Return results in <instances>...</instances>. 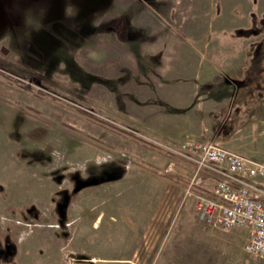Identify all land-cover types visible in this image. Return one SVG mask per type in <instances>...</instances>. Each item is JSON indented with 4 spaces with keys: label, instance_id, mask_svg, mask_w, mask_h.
I'll return each instance as SVG.
<instances>
[{
    "label": "rangeland",
    "instance_id": "obj_1",
    "mask_svg": "<svg viewBox=\"0 0 264 264\" xmlns=\"http://www.w3.org/2000/svg\"><path fill=\"white\" fill-rule=\"evenodd\" d=\"M209 80L252 107L205 130ZM261 103L264 0H0V264H264L181 209L158 146L221 129L262 160Z\"/></svg>",
    "mask_w": 264,
    "mask_h": 264
},
{
    "label": "built area",
    "instance_id": "obj_2",
    "mask_svg": "<svg viewBox=\"0 0 264 264\" xmlns=\"http://www.w3.org/2000/svg\"><path fill=\"white\" fill-rule=\"evenodd\" d=\"M158 146L191 168L183 194L193 198L199 219L222 231L246 229L244 251L264 262V158L252 160L192 138Z\"/></svg>",
    "mask_w": 264,
    "mask_h": 264
},
{
    "label": "crops",
    "instance_id": "obj_3",
    "mask_svg": "<svg viewBox=\"0 0 264 264\" xmlns=\"http://www.w3.org/2000/svg\"><path fill=\"white\" fill-rule=\"evenodd\" d=\"M250 51L249 50H241V51H235L234 53H239V54H250L249 53ZM229 53V52H227ZM231 53V52H230ZM209 83H212L213 82V86H215L213 89L212 94L214 95H211L210 96V93L209 92H203L202 94H206L205 95V101H204V105H202L203 108H206L208 110H211L212 111V117H211V121L209 120V122H204L202 125L205 126V130H207L206 128L207 127H215V125L217 126H221V123L219 121H221L222 119L225 118V113L226 112H231V110L233 112H238V111H242V108H251L252 105H253V101H252V97H246V99L244 98L243 101L239 99H236V96H233V95H229V94H226L227 90L232 91L234 92V90H232V87L234 85V83L230 82L229 80H217V81H213V80H209L207 81ZM244 83L245 84H241V85H244L246 86L247 84L249 85H252L253 84V81L252 79H244ZM207 85L206 81L204 83V86ZM173 92V91H172ZM250 101V103H249ZM246 105V106H244ZM261 115L260 116H264V107H263V103H261ZM254 110V109H253ZM253 110H250V115L253 116ZM253 115H252V114ZM175 117L173 116H170V118H168V116L165 117V119L167 120V124L168 123H173L172 119H174ZM216 120H218L216 122ZM262 120H263V123H264V117H262ZM221 133H226V131H221V129L214 135V137H211L212 141L215 142V143H218L220 146L222 147H226V145L224 146V144H226L227 142L229 141H226V139L221 136ZM163 134V133H162ZM263 134H264V131H263ZM166 137L168 136H174V133L172 134V132H167L166 134ZM179 135V134H178ZM176 135V136H178ZM163 136V135H162ZM162 136L161 137H156L155 139L158 138V140H162ZM226 148H229V149H236L237 147H226ZM168 180V179H167ZM168 182H171V183H175L174 180H168ZM176 183H181L180 181L179 182H176ZM186 204V205H185ZM181 209H183L185 207V209H195V206H194V202H193V198L192 197H184L183 195V200L181 202Z\"/></svg>",
    "mask_w": 264,
    "mask_h": 264
},
{
    "label": "trees",
    "instance_id": "obj_4",
    "mask_svg": "<svg viewBox=\"0 0 264 264\" xmlns=\"http://www.w3.org/2000/svg\"><path fill=\"white\" fill-rule=\"evenodd\" d=\"M119 19H121V18H119ZM124 23V22H123ZM168 180H174V181H176L174 178H167ZM176 182H178V181H176ZM9 249H11V246L9 245V244H5V247H2V248H0V255L2 254V255H5V254H7L6 253V251H8Z\"/></svg>",
    "mask_w": 264,
    "mask_h": 264
},
{
    "label": "flooded vegetation",
    "instance_id": "obj_5",
    "mask_svg": "<svg viewBox=\"0 0 264 264\" xmlns=\"http://www.w3.org/2000/svg\"><path fill=\"white\" fill-rule=\"evenodd\" d=\"M127 30V29H126ZM128 31V30H127ZM73 41V40H72Z\"/></svg>",
    "mask_w": 264,
    "mask_h": 264
}]
</instances>
